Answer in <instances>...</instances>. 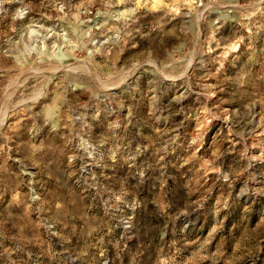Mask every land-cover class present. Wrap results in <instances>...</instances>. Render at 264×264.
<instances>
[{
  "label": "rangeland",
  "instance_id": "374dc122",
  "mask_svg": "<svg viewBox=\"0 0 264 264\" xmlns=\"http://www.w3.org/2000/svg\"><path fill=\"white\" fill-rule=\"evenodd\" d=\"M0 264H264V0H0Z\"/></svg>",
  "mask_w": 264,
  "mask_h": 264
}]
</instances>
